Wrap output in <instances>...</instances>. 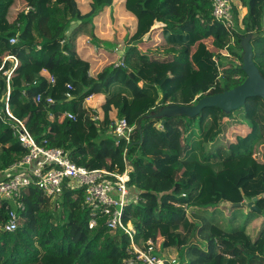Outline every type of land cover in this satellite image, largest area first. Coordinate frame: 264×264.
<instances>
[{"label":"trees","instance_id":"16d2710c","mask_svg":"<svg viewBox=\"0 0 264 264\" xmlns=\"http://www.w3.org/2000/svg\"><path fill=\"white\" fill-rule=\"evenodd\" d=\"M116 8L133 17L130 42L185 53L145 52L137 70L111 64L92 73L101 54L87 53L92 45L82 39H96L98 21ZM233 16L241 33L215 18L212 0H0V182L27 152L9 108L37 141L62 146L89 169L123 172L132 148L130 189L138 199L125 206L123 219L139 244L163 238L165 249L177 248L178 264H264V227L254 238L250 231L257 210L238 220L255 197L264 212L263 98L249 97L231 112L206 107L192 117L154 116L166 105L196 104L241 84L250 33L264 76V0L235 1ZM229 52L241 63L221 62ZM118 118L133 128L129 140L109 131ZM244 124L249 133L234 143L228 133ZM18 204L19 224L11 231L0 200V264H122L128 234L109 228L100 212L91 226L82 188H66L58 208L36 187H25ZM228 205L226 216L220 208Z\"/></svg>","mask_w":264,"mask_h":264},{"label":"built area","instance_id":"2783aa9c","mask_svg":"<svg viewBox=\"0 0 264 264\" xmlns=\"http://www.w3.org/2000/svg\"><path fill=\"white\" fill-rule=\"evenodd\" d=\"M234 0H212L215 18L224 24L233 21ZM230 27V25H229ZM16 42V37L11 38V43ZM7 58H13L8 56ZM16 60V65L18 60ZM125 60V59H124ZM118 64L125 65V61ZM54 81V78H52ZM71 87V85H68ZM90 96L89 98H91ZM88 98V99H89ZM41 100V95L35 97ZM47 101L53 103L52 97ZM8 115L14 119L13 131L18 136L22 146L27 150L24 158L16 162L11 168V177L0 182V200L4 201L7 209L6 227L15 230L19 224L18 198L21 189L36 187L42 194L49 198L58 208L66 188L84 191V201L91 208V226L97 223L96 216L100 212L106 215V224L111 229L123 230L129 236L130 243L126 248V256L122 264H177L176 259H168L161 254L157 240L149 239L143 244L135 241L136 230L131 222H124L125 206L137 200L130 189L131 181V148L127 152V165L123 172H112L106 168L89 169L76 164L69 156L68 151L62 146H51L47 139L39 142L28 130L23 120L17 119L7 108ZM70 118H75L73 113H67ZM98 115L95 119H98ZM132 127L126 118H118L113 125V133L129 140Z\"/></svg>","mask_w":264,"mask_h":264},{"label":"rangeland","instance_id":"374dc122","mask_svg":"<svg viewBox=\"0 0 264 264\" xmlns=\"http://www.w3.org/2000/svg\"><path fill=\"white\" fill-rule=\"evenodd\" d=\"M237 1V0H234ZM233 1V2H234ZM239 10L242 12L246 11V8L242 5H240ZM116 13H111L109 12L104 18L101 19V21H98L99 23V29L95 30V35L96 39L92 38L91 36H85L82 39V43H90L92 47L88 48V52L90 55H97L100 56L101 58L96 60L92 67H91V72L92 73H97L102 71L106 66L122 62L124 59V63L126 66L133 70H137L140 65H141V60L139 58V55L142 53H159V54H165L167 52H173L176 54H184L185 53V48L180 47V48H175V47H157V48H150L146 50L144 47L141 46V44L138 43H132L128 40L129 35L132 32V19L133 17L130 16L129 13L126 11H122L119 8H116ZM77 21H73V26L76 25ZM230 25V27H229ZM232 25V27H231ZM225 29L228 31L234 32V30L239 31V28L243 29L242 24H236L234 16H233V21L230 24H224L223 25ZM234 26V29H233ZM238 26V27H237ZM161 27V24H160ZM159 24H156L150 33H148L143 39V42H147L148 40L152 39L153 33L158 30ZM241 33V31H239ZM251 34V33H250ZM252 35V34H251ZM221 62L223 63H233V64H240L241 61L239 58L234 56L232 53H225L224 55L221 56ZM16 63V60H15ZM218 87L216 86L214 90H217ZM249 127L244 124V125H239L235 129H232L228 135L232 139L234 143L239 142V138L244 137L249 133ZM112 134V136L115 137H120L117 134L113 133L112 130H109ZM133 147V146H132ZM132 151V148H131ZM258 151V150H257ZM147 152V151H146ZM150 153L151 156H154L156 154V151L150 148ZM131 155V153H130ZM169 187V186H168ZM166 187V188H168ZM242 212H243V217L239 218V222H241L244 218L246 213H255L256 218L255 220L250 224V231L252 233V237H256L260 230L264 227V212L260 213L258 211L254 212L252 211L250 213V207L247 206H242ZM220 209H222L225 212L226 216H229L231 214V209L228 206H222ZM234 216V214H232ZM228 217L223 219V223L227 226H231V221L230 219L232 218ZM159 244V248L161 249V254L168 259H176L177 262L179 260V253L177 248H167L165 249L163 247V238H160L157 240ZM220 247L223 248V245L220 244ZM60 261L58 260H49L46 259L45 264H59ZM178 264V263H177Z\"/></svg>","mask_w":264,"mask_h":264},{"label":"water","instance_id":"95a60500","mask_svg":"<svg viewBox=\"0 0 264 264\" xmlns=\"http://www.w3.org/2000/svg\"><path fill=\"white\" fill-rule=\"evenodd\" d=\"M244 56L242 68L246 72V79L236 87L217 92L214 94H208L201 98L196 104H169L162 107L155 117H172L176 115L196 116L206 107H218L225 112H231L245 105L247 98L249 97H262L264 100V76L261 74L259 67L254 60V50L251 43V35L248 34L243 40ZM258 200L255 197L247 205L252 210L262 212L254 202ZM242 205V203H238Z\"/></svg>","mask_w":264,"mask_h":264},{"label":"crops","instance_id":"0c3cea01","mask_svg":"<svg viewBox=\"0 0 264 264\" xmlns=\"http://www.w3.org/2000/svg\"><path fill=\"white\" fill-rule=\"evenodd\" d=\"M8 171L11 173V172H13V171H15V170L11 168V169H10V170H8Z\"/></svg>","mask_w":264,"mask_h":264}]
</instances>
